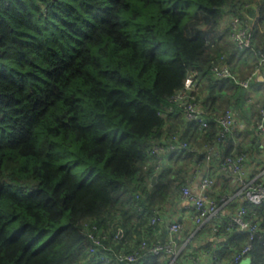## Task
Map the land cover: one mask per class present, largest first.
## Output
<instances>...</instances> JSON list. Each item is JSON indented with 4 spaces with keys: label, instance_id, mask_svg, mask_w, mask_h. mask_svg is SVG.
<instances>
[{
    "label": "trees",
    "instance_id": "obj_1",
    "mask_svg": "<svg viewBox=\"0 0 264 264\" xmlns=\"http://www.w3.org/2000/svg\"><path fill=\"white\" fill-rule=\"evenodd\" d=\"M252 3L264 20V0H0V264H105L99 252H137L161 240L151 220L201 162L221 168L228 157L261 155L264 81L250 83L254 101L211 71L224 64L238 81L253 73L264 32L254 28L239 51L221 26L225 16L250 19ZM182 90L206 127L171 103ZM228 109L235 127L218 144ZM241 137L247 148L232 143ZM205 146H217L209 161ZM155 147L169 153L159 169ZM242 206L261 220L255 238L214 219L212 233L225 240L191 256L229 264L250 245L249 264H264V206ZM93 228L105 248L96 255ZM137 264L168 262L148 255Z\"/></svg>",
    "mask_w": 264,
    "mask_h": 264
},
{
    "label": "built area",
    "instance_id": "obj_2",
    "mask_svg": "<svg viewBox=\"0 0 264 264\" xmlns=\"http://www.w3.org/2000/svg\"><path fill=\"white\" fill-rule=\"evenodd\" d=\"M228 17V21L224 22V18ZM222 19V28H229V38L230 41L239 51H245L250 48L253 36V29L259 21L258 10L255 14L246 20H241L237 16H225ZM256 64L254 71L251 76L245 81H238L235 75L226 65H218L212 68L213 77L216 80H233L243 90L248 91L250 88V83L255 79L264 78V48H260L256 51ZM191 85V79L187 80ZM187 89V87H186ZM176 106L182 107L185 113V118L189 121H196L202 127H206V121L203 118L201 112L195 105L193 98H191L187 91L182 90L178 92L171 100ZM218 127L220 128L219 138L217 143H222L225 138L230 135L235 127V112L232 109H228L224 114L217 120ZM256 134L259 136L260 140L264 139V109L259 111V119L255 128ZM172 140L177 142V137H173ZM180 147H185V144L180 145ZM174 146H170L169 149H173ZM162 147H155L152 150V154H155L157 159V169L160 168L162 164ZM204 152L206 153V160L209 161L212 156L217 155V146L204 147ZM247 158L244 155L234 156L225 158L221 169L228 176V180L235 182L239 186V192L236 194L241 199L252 206L253 208H261L264 206V183L259 182L257 179H247L246 178V165ZM193 180L197 177V171L194 169ZM192 180V182H193ZM191 185V183H190ZM190 185L182 187L180 191V198L186 203L190 204L195 209V216L193 222L197 226H202L205 222L210 219H220L223 216L224 221L228 230L236 228L239 232L248 235V240H252L256 237L257 232L261 225V220L256 214L250 215L249 212L242 206L239 205L232 213H225L223 207L230 202V198H226L222 202H218L208 193L215 186L214 180L209 176H204L200 181H198V193H193L191 191ZM165 218L159 214L158 217L151 220L152 225L164 224ZM184 229L181 222L175 221L168 225V231L172 236L179 235ZM96 229L93 228L91 233L87 234L91 245L88 249L89 254L96 255L99 251H104L105 248L102 244V239L97 236V232L94 233ZM262 244L264 245V224L262 228V234L260 237ZM176 243L172 238L162 241V239H156L154 242L148 244L144 241L137 252L133 253H113L110 256L99 252V261L105 264H137L140 260L148 255L157 256L162 255L168 262V264H182L178 260V252L176 250ZM250 245H246L244 249L236 256L232 263L229 264H240L243 258H247L246 255L250 251ZM191 264H222L217 261L215 255L210 252H201L197 256H190L189 259ZM224 264V263H223Z\"/></svg>",
    "mask_w": 264,
    "mask_h": 264
},
{
    "label": "crops",
    "instance_id": "obj_3",
    "mask_svg": "<svg viewBox=\"0 0 264 264\" xmlns=\"http://www.w3.org/2000/svg\"><path fill=\"white\" fill-rule=\"evenodd\" d=\"M252 1L255 3H260V0ZM255 6L258 5L252 3L251 5L247 6V9L251 10ZM256 10H258L259 21L254 28H256V30H258L260 33H263L264 20H261L263 12L259 7H255L252 10L253 15L255 14ZM228 20V17H225L223 21L227 22ZM256 80L262 83L264 81V78H258ZM186 87H190V83H187ZM251 89L250 92L247 93L249 95L248 97H251L254 93L253 89ZM258 95L259 92L256 95L253 94L252 97H254V99H258ZM251 103H253L252 100ZM242 140L243 137H241V140H239L238 138L232 139V143H240L244 148H247L246 142H240ZM228 146L229 144L227 145V147ZM257 146L261 148V155H254L253 157L247 158L245 165V176L247 179H257L259 182L264 183V139L258 141ZM162 153L165 156L164 158L169 155L167 151ZM206 175H209L215 182L214 188L211 189V191L208 193L209 195L215 198L218 202H222L228 197L230 198V202L223 207L225 213H232L235 211L237 206L245 204V199H241V197H238L236 195L239 192V186L236 185L235 182H231L230 180H228L227 174L222 171L216 161H212L210 163H207L206 161L201 162L199 171L197 172V177L195 178V180H193V182H191L190 185L191 191L193 193H198V181H200ZM178 195L179 194H177L174 199L171 198L162 209L161 215L165 218V223L158 226V231L160 233L159 237L164 240L171 238L172 235L168 231V225L175 221L181 222L184 226V229L179 235L175 236L176 240L178 241L176 250L178 254H181V252L186 247H188L187 252L189 253V255L186 257H181L180 260L184 264H191L188 260L189 256L203 250L201 248L205 246H207L206 248L208 249L216 250L218 249L219 244H221L225 239L223 237L218 238L212 233L210 227H212L214 219H210L202 226H197L193 222V218L196 212L195 209L190 204L183 201ZM220 217L221 218L218 220V222H222L224 220L223 216ZM194 238L195 240H193ZM246 264H249V260L246 261Z\"/></svg>",
    "mask_w": 264,
    "mask_h": 264
},
{
    "label": "rangeland",
    "instance_id": "obj_4",
    "mask_svg": "<svg viewBox=\"0 0 264 264\" xmlns=\"http://www.w3.org/2000/svg\"><path fill=\"white\" fill-rule=\"evenodd\" d=\"M254 1H257V0H254ZM252 100H254V98H253ZM247 260H248L247 258H243V259L241 260L240 264H246V261H247Z\"/></svg>",
    "mask_w": 264,
    "mask_h": 264
},
{
    "label": "water",
    "instance_id": "obj_5",
    "mask_svg": "<svg viewBox=\"0 0 264 264\" xmlns=\"http://www.w3.org/2000/svg\"><path fill=\"white\" fill-rule=\"evenodd\" d=\"M187 83H189V82H186V85H187ZM155 180V178H153V181Z\"/></svg>",
    "mask_w": 264,
    "mask_h": 264
}]
</instances>
